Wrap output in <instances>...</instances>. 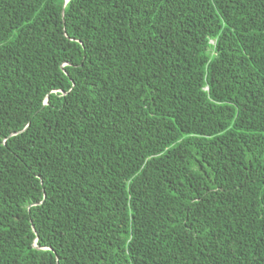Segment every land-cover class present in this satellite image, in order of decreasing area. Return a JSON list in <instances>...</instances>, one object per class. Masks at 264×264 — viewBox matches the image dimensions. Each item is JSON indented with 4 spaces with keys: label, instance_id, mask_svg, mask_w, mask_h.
<instances>
[{
    "label": "trees",
    "instance_id": "16d2710c",
    "mask_svg": "<svg viewBox=\"0 0 264 264\" xmlns=\"http://www.w3.org/2000/svg\"><path fill=\"white\" fill-rule=\"evenodd\" d=\"M0 264H264V0H0Z\"/></svg>",
    "mask_w": 264,
    "mask_h": 264
},
{
    "label": "water",
    "instance_id": "95a60500",
    "mask_svg": "<svg viewBox=\"0 0 264 264\" xmlns=\"http://www.w3.org/2000/svg\"><path fill=\"white\" fill-rule=\"evenodd\" d=\"M66 1V0H65Z\"/></svg>",
    "mask_w": 264,
    "mask_h": 264
}]
</instances>
